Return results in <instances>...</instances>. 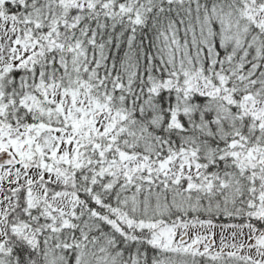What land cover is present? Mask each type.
Instances as JSON below:
<instances>
[{"label": "snow or ice", "instance_id": "1", "mask_svg": "<svg viewBox=\"0 0 264 264\" xmlns=\"http://www.w3.org/2000/svg\"><path fill=\"white\" fill-rule=\"evenodd\" d=\"M0 264H264V0H0Z\"/></svg>", "mask_w": 264, "mask_h": 264}]
</instances>
